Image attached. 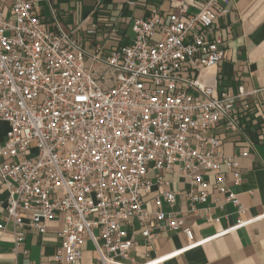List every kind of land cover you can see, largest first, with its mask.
<instances>
[{"label": "built area", "instance_id": "built-area-1", "mask_svg": "<svg viewBox=\"0 0 264 264\" xmlns=\"http://www.w3.org/2000/svg\"><path fill=\"white\" fill-rule=\"evenodd\" d=\"M230 3L203 0L191 14L178 0L172 12L151 11L103 56L51 29L32 0H0V231L13 225L14 253L26 231L44 236L61 219L55 262L78 263L90 241L95 264H161L264 218L243 219L231 190L254 147L246 126L258 125V91L239 83V73L234 89L218 90L213 80L226 58L219 19ZM228 135L244 144L237 155L222 152ZM166 174L191 190H169ZM210 191L236 208V222L200 241L185 228L184 247L151 258V241L183 224L162 204L172 209L184 196L197 213ZM137 233L147 248L140 262L130 257Z\"/></svg>", "mask_w": 264, "mask_h": 264}, {"label": "crops", "instance_id": "crops-1", "mask_svg": "<svg viewBox=\"0 0 264 264\" xmlns=\"http://www.w3.org/2000/svg\"><path fill=\"white\" fill-rule=\"evenodd\" d=\"M40 19L53 30L59 29L78 47L89 54L106 55L117 42H127L133 37L132 24L137 18L146 17L151 11H174L178 0H32ZM189 6V13H197L203 0H182ZM223 37L227 41L226 58L214 72V84L218 90L234 89V77L239 73L245 88L257 90L253 101L258 115L257 127L246 126V134L254 147L249 156L241 160L242 180L231 187L240 204L246 209L243 219L264 215V0H231L229 12L219 19ZM208 75V74H207ZM7 125L0 122V140ZM216 132L220 133L221 129ZM228 135L227 138H229ZM242 141L229 138L222 146L228 156L237 155ZM169 190L185 193L191 186L183 178L166 174ZM183 195V194H182ZM5 194H0L3 199ZM198 212L188 211L184 196L176 197L172 209L165 203L164 211H172L183 221L180 229L166 230L151 241L150 257H160L181 249L187 244L182 230L190 228L194 239L200 241L232 226L238 217L236 208L224 201V197L210 191L205 204L196 205ZM207 209L211 218L205 215ZM4 211L0 209V224ZM0 231V264H67L55 262L52 255L60 241L57 232L62 228L61 219L47 226L44 236L26 231L18 253L12 251L14 227L5 223ZM138 225L136 224V227ZM131 231L132 229H128ZM135 248L130 257L142 261L147 250L143 237L135 234ZM23 251H27L24 255ZM96 253L90 241L83 246L81 260L76 264H95ZM161 264H264V218L232 233L215 237L184 253L166 259Z\"/></svg>", "mask_w": 264, "mask_h": 264}, {"label": "rangeland", "instance_id": "rangeland-1", "mask_svg": "<svg viewBox=\"0 0 264 264\" xmlns=\"http://www.w3.org/2000/svg\"><path fill=\"white\" fill-rule=\"evenodd\" d=\"M89 62H90V60H86L85 64H86V65H88V64H89Z\"/></svg>", "mask_w": 264, "mask_h": 264}]
</instances>
